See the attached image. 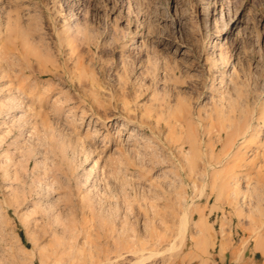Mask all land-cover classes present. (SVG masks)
Wrapping results in <instances>:
<instances>
[{
	"label": "rangeland",
	"instance_id": "374dc122",
	"mask_svg": "<svg viewBox=\"0 0 264 264\" xmlns=\"http://www.w3.org/2000/svg\"><path fill=\"white\" fill-rule=\"evenodd\" d=\"M262 110L264 0H0V264H264Z\"/></svg>",
	"mask_w": 264,
	"mask_h": 264
},
{
	"label": "bare ground",
	"instance_id": "6f19581e",
	"mask_svg": "<svg viewBox=\"0 0 264 264\" xmlns=\"http://www.w3.org/2000/svg\"><path fill=\"white\" fill-rule=\"evenodd\" d=\"M71 27L70 26H68L67 28H66V30H62L61 31V33L56 37V41H57V46H58V50L61 52L62 51V48L64 47V46H68L69 47V49H71V45H72V41H70V40H68L67 38L72 34V32H71ZM71 53H73V50L71 49ZM50 70V69H49ZM49 73H51V72H49ZM54 73V72H53ZM77 80H78V82L80 83V82H83V83H85L82 79H81V75L80 74H78L77 75ZM96 83H97V81H95V79H91V85L92 86H96ZM15 95V94H14ZM14 98V97H13ZM17 99V98H16ZM14 100V99H13ZM109 103H111V102H109ZM92 104H94V103H92ZM99 104V103H98ZM101 105V104H100ZM100 105H97L98 107L100 106ZM96 106V105H95ZM94 107V106H93ZM101 108H102V106H101ZM124 108V107H123ZM116 109V108H115ZM97 111V110H96ZM99 112V111H98ZM129 112V111H128ZM127 112V113H128ZM256 111H252V114L250 113V115H252V118L251 119H249L250 121L254 118V113H255ZM106 113V112H105ZM259 115L260 116H257V118L256 119H261L262 121H263V125H264V110H262L260 113H259ZM128 117H126V119H125V121L123 122V125H127L128 124V122L130 121V119H127ZM254 120V119H253ZM260 120V121H261ZM249 121V122H250ZM132 122V121H131ZM236 122V121H235ZM247 122H248V120H247ZM247 122H246V124H247ZM252 122V121H251ZM251 122L250 123H248L247 125H239L238 126V124H237V126H236V128H237V130H238V134L240 135V138H243V140H246L247 138V134H249L248 136H249V138L251 137V133H250V131H251V129H252V126H251ZM255 122V121H254ZM256 122H259L258 120L256 121ZM238 123V122H237ZM139 124V123H138ZM245 124V123H244ZM234 140H235V138H234ZM249 140V139H248ZM247 140V141H248ZM231 141V140H230ZM236 141V140H235ZM247 143V142H246ZM230 144H231V142H230ZM232 145H234V144H232ZM215 146V145H214ZM227 155H229V154H227ZM231 155V154H230ZM229 155V156H230ZM227 158V157H226ZM238 158V157H237ZM6 160L8 159L7 157L5 158ZM28 162V161H27ZM7 163H8V161H7ZM6 165V164H5ZM10 165V164H9ZM10 169V168H9ZM8 171V170H7ZM7 171L5 170L4 172L7 174ZM8 175V174H7ZM257 182V181H256ZM8 187V186H7ZM34 211V210H33ZM187 217H186V213H183L182 214V216L180 217V225H178V229H179V231L178 232H180V234H185V227H186V219ZM181 226V227H180ZM176 232H177V230H176ZM179 234V235H180ZM165 236V235H164ZM163 236V234H161L160 236H157L156 238H157V240L160 238V240L161 241H163L164 239H166L165 237ZM181 236V235H180ZM182 237H183V235H182ZM155 237H153L152 239H154ZM167 240V239H166ZM165 240V241H166ZM120 242V241H119ZM149 242H151L150 240H149ZM159 242V241H158ZM127 243V242H126ZM136 243V242H135ZM134 243V244H135ZM158 244V243H157ZM114 245H115V243H114ZM118 245H119V243H118ZM125 245V244H124ZM132 245V244H131ZM126 246V245H125ZM127 246H129V245H127ZM134 246V245H133ZM131 247L132 249H128V250H124V253H125V251H128L129 252V254H138V253H142V251H144V249L146 250V248H144V246H143V244L142 243H136V245H135V247ZM119 247V246H118ZM130 247V246H129ZM120 248H121V246H120ZM120 248H119V250H120ZM168 248V247H167ZM65 249H67V246L64 244V243H62V242H60V241H58V240H55V242H54V246L51 248V252L50 253H48V254H46L45 256L47 257V258H51L52 256L55 258V260H58V261H60L61 263L62 262H64V264H80V262H89L88 264H114V259H112L109 255L107 256V252L105 253V254H100V253H96L95 255L96 256H94V255H92V254H89L88 253V258H85V257H82V258H79V259H77V260H75L74 261V258L72 259L71 257H68V255H67V252H65L66 250ZM102 249V248H101ZM127 249V248H126ZM108 250V249H107ZM106 250V251H107ZM118 250V251H119ZM105 251V250H104ZM103 251V252H104ZM122 251V250H121ZM100 252V251H99ZM110 252V251H109ZM115 252H116V250H115ZM90 253H92V252H90ZM144 253V252H143ZM120 254V253H119ZM128 254V253H127ZM70 255V254H69ZM119 256V255H118ZM121 256V255H120ZM119 256V257H120ZM143 256H145V255H143ZM68 257V258H67ZM87 257V256H86ZM117 257V256H116ZM115 257V260H117V258ZM122 257V256H121ZM134 257V256H133ZM146 257H148V256H146ZM145 257V258H146ZM150 257V256H149ZM148 257V258H149ZM137 258H138V256H137ZM140 262H142V260L140 261ZM134 263H139V261H134ZM133 263V264H134ZM115 264H116V262H115Z\"/></svg>",
	"mask_w": 264,
	"mask_h": 264
}]
</instances>
